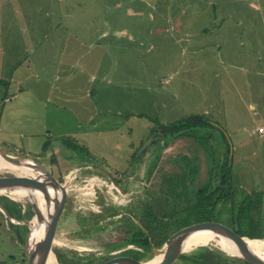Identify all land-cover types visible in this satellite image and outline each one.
I'll return each mask as SVG.
<instances>
[{
  "label": "rangeland",
  "instance_id": "obj_1",
  "mask_svg": "<svg viewBox=\"0 0 264 264\" xmlns=\"http://www.w3.org/2000/svg\"><path fill=\"white\" fill-rule=\"evenodd\" d=\"M179 1L181 8L190 12L182 20L190 19L194 28L200 23L207 27V34H196V54L194 50L176 49L157 34L153 42L146 37L149 27L160 20L152 12L166 7L170 10L172 0H149L148 5L141 0H0V148L6 154L45 166L65 190L72 184L90 187L92 179L110 184V177L124 184L118 176L143 181L142 207L150 203L158 211L159 226H163L162 220H169V232L176 231L186 220L195 223L212 215L214 221L234 231L229 226V216L236 214L237 196L254 189L264 191V56L256 51L253 41L256 37L264 49V0ZM124 9L143 10L147 14L119 16ZM195 10L202 15L192 16ZM222 19L223 31L218 36L210 28ZM69 25L72 31L63 32ZM106 25L109 31L121 26L126 34L145 39L141 44L139 39L135 40L131 49L111 51L110 62L115 61V72L109 73V64L101 65L100 72L106 76L100 84L97 77L93 81L74 82L78 68L72 66V61L63 63L66 53L79 54L77 37L93 35ZM50 42L54 43L52 48ZM184 45L191 47L193 42ZM179 51L180 56L176 55ZM215 54L221 62L188 66L187 79L178 85L182 76L179 74L186 67L182 60L189 55L206 59ZM136 57L148 59V64L136 63ZM173 59L181 61V67ZM103 60L107 61L106 57L100 58ZM66 65L68 72L60 71ZM190 115L203 116L207 123L167 132L162 137L153 132L158 131V125ZM89 116L92 122H88ZM75 120L80 122V128ZM71 138L82 147L70 143ZM144 147L146 159L149 158L147 169L145 175L137 177L136 159ZM226 156L232 169L233 204L227 198L218 202L213 212L192 210L201 186L210 178L212 185L217 183L212 176ZM92 157L93 165L103 173L88 171ZM73 169V177L66 178ZM0 176L13 173L1 170ZM3 196L6 195L0 193L2 201ZM97 196L100 202V193ZM13 200L28 205L24 200ZM135 201L140 203L138 198L128 200L126 212ZM187 205L189 214L175 218L179 209ZM112 206L111 203L103 208L107 217L94 215L102 222L96 223V230L111 224ZM1 213L0 264H27L26 253L20 247L24 235L21 226ZM32 219L33 213L29 212L22 222L29 226ZM124 220L128 221L124 225L127 228L137 224L133 218ZM139 221L148 222L147 225L152 222L146 214ZM151 234L157 238L159 233ZM122 236L131 235L123 232ZM199 246L219 251L215 244ZM194 247L181 254H194ZM81 253L84 255L78 256L80 262L90 254L96 256L95 260L111 256L109 248L101 253ZM150 255H155L153 249ZM179 256L173 264H183ZM235 262L251 264L239 258Z\"/></svg>",
  "mask_w": 264,
  "mask_h": 264
},
{
  "label": "crops",
  "instance_id": "obj_2",
  "mask_svg": "<svg viewBox=\"0 0 264 264\" xmlns=\"http://www.w3.org/2000/svg\"><path fill=\"white\" fill-rule=\"evenodd\" d=\"M141 1H143V3L145 1V3H147L148 5L149 0H141ZM154 2H156V0H154ZM168 6H171V5L168 3ZM181 6L183 5H181V2L179 0L177 1L172 0V7H170V10L168 9V7L155 9L154 12H152V15H154V17H159L160 20H156V23L149 27L150 31L149 29L146 31L147 33L149 31L148 34L146 33V37L148 38V40L153 42L154 34H157L161 41L171 43V45L176 47V49L194 50V53L196 54L197 52V45L195 44V38L197 36L196 34L198 33L207 34L206 32L207 27H205V25L203 23H200L199 21L200 24L194 28L190 25L192 24V21L190 19H188L187 21L182 20L184 15L190 12H188V10L184 11L183 8H181ZM66 11L67 10H65L64 12ZM197 11L199 10L193 11L194 13L192 16L200 17L202 15L201 12H197ZM80 12L81 11H75V13H79V14ZM124 13L125 14L126 13H138L139 17H144L147 14L146 11H143V10H138L137 12H134L132 9H124L122 10L121 14H119V16ZM65 14L66 13H64V15ZM171 14H173V16H171ZM168 15L171 16L172 18L166 20V17H168ZM113 16H116V12L113 13ZM222 21L223 19L219 20L218 23H216L215 21V23H213L211 25L212 27L210 28L218 36H220L223 31ZM169 22H170V25L168 24ZM210 22H212V20H210ZM72 25H74V21ZM72 25H69V27L67 28L64 27L65 29H63V32L72 31L71 30ZM99 28H102V29L99 32L97 31V33L93 35L77 37L79 39L77 45L81 46L77 50V51H80L79 54L73 56L72 53L69 52L68 54L66 53L65 55L66 59L63 63L72 61L73 62L72 66L78 68L74 76V82H81V81H88V80L93 81L97 77L98 84H100V81L104 79L106 76L105 73L100 72L101 65L109 64L110 66H108L107 68L109 73L111 72V74H114L115 72V68L113 67L115 66V61L110 62L111 51L119 50V49L121 50L131 49L132 44L136 43L135 40L139 39V44H141L142 41L145 39V38H142L134 34L133 35L126 34L125 29L124 30L121 29V26L119 27L114 26V28L110 31L107 25L99 27ZM253 41L255 43L256 51H258L262 56H264V49L260 46V44L256 40V37H255V40ZM188 42H193V45L191 47L190 46L187 47L186 45H184L185 43H188ZM53 45L54 43L50 42V48H52ZM151 45L147 49H149ZM217 45H219V43H217ZM183 53L184 51H182L181 55H183ZM176 55L180 56V51ZM33 57L34 55L32 54V58ZM43 57H45V55ZM101 57L102 58L106 57L108 62L106 60L100 61ZM175 59H173V61L176 63L177 60ZM135 60H137L136 63L138 64H141V63L148 64V59H142V57H136ZM215 61L221 62L218 54H215L213 58H206V59L204 58L196 59L192 57V55H189L188 58L182 60V63H184L186 67L182 68L183 72L179 74L182 76H179V79L177 80L178 85L182 84V79L183 80L187 79L186 78L188 74L187 72H189L190 70L188 66L204 65V63H214ZM162 62L163 61H161L160 63L162 64ZM177 62H178L177 64L181 67V61L178 60ZM63 63H60V65H62ZM65 70L68 72L69 66L65 69L64 67H60V71L65 72ZM118 74H119L118 77H120L121 72ZM53 76H55V74ZM63 77H66V76H61V78ZM107 110L109 111V108ZM87 120L88 122H92V116H89ZM75 123L77 127L80 128V122L78 120H75ZM259 127L263 128V126H259ZM60 137H66V136H60ZM75 143L77 142L75 141ZM145 148L146 147L142 149V151L140 152L139 158L136 159L137 160L136 168H138L139 170V175L137 177H142L144 172L147 169L146 163L149 160V158L146 159L147 156H145V152H144ZM50 153L52 154V152ZM226 157L228 158V156ZM226 157H223V160L220 162V165L224 162V159ZM93 161L94 160L92 157V161L88 162L89 164L88 171L95 169L96 171L102 172L95 165H93L94 164ZM148 170H151V169H148ZM231 172H232V169H231ZM120 177H122V180H121L122 182L125 181L124 184L123 183L118 184L115 178H112L111 180V177H110V184H108L107 181H104L101 179L99 180L92 179L93 181L92 183H91V180L89 181L91 184L90 187H87L86 185L77 186L76 184L67 186L66 195L63 200L62 207H61L58 220L56 223L55 235H54V239L52 243V251L59 250L62 254H65L70 258H75V261H78V256L84 255L83 253H81L84 250H93V251L97 250L99 253H101V251L107 250V248H109V252L111 254V256L109 257L107 256L103 258L102 260H95V258L93 257H96V256H93L90 254L87 257V259L84 260L85 262L91 259L94 264H101L105 260L118 257V256L129 257V258L135 259V255L139 256V254H144L143 257L140 256L141 257L140 260H147L149 259V257L151 258L149 251L146 252L140 246L129 243L130 242L129 240H131V238L134 237L135 233L139 234L142 231H145V227L148 223L147 222L145 224L143 223L141 224V221H139L140 218L143 216V214H146L145 212L146 205L142 207L143 202L142 201L140 202V200L143 199L142 191H144V188L141 185L143 181L135 180V178L131 180L130 178L128 179L127 176L125 177L118 176L117 179H119ZM66 178H70V177L66 175ZM117 184L119 188H117L118 187L116 186ZM130 185H133V187H130ZM137 186H139V188H137ZM248 192L249 193L247 194L260 193V189H257V190L254 189ZM262 192L264 193V191ZM99 193L101 196L100 202L97 200V197H98L97 194ZM235 194L238 195V193H235ZM243 196H244V193L242 192L241 197L237 196V199L242 198ZM132 198L133 199L138 198L140 203L135 201L133 204H130L128 206V212H126L127 207L125 205L128 202V200L131 201ZM233 198H234V194H233ZM262 198L264 199L263 196ZM111 203L114 205L112 206L114 208V214H109L110 218L112 219L111 224H108L107 227L98 228L100 230H96L97 228L96 223L100 222V220H98L97 217L102 218L103 216H106L104 213L105 210L103 208L107 205H110ZM0 204H2L3 206L5 205L4 208L6 207L8 209L7 210L5 208L9 214L8 219L14 222L13 223L14 225L21 226V230L23 231L24 235H23V242L20 247L22 250H24L23 246L25 245V242H26L29 226L25 222H22V221H25L28 213L32 212L31 208L28 205L25 206V204H22L21 202H18V205L14 206V204H12L6 199L4 201L0 200ZM117 204L119 205L117 206ZM121 207H123L124 209H120ZM125 213H128L129 216H125ZM136 214L138 215V218L136 217ZM1 215L2 216L4 215L5 216V217L3 216L4 218L7 217L3 212L1 213ZM94 215H97V217ZM99 215H102V216H99ZM128 218H133L134 221L137 222V224L135 225L132 224L133 226L129 228L124 227V225H126V223L128 222V221L124 222L125 221L124 219H128ZM91 223H92V227H91ZM93 224H95V226ZM123 232L125 233L128 232V234L131 236H127L125 238L124 236H122ZM96 239L99 240V242H97ZM251 239H264V238H251ZM101 244H103V246H101ZM153 248L155 247L153 246L152 249ZM196 249L197 247L194 249L193 252H195ZM131 250H135L139 254L133 253V251L131 252ZM125 251H129L130 255L124 254ZM53 253L55 256V262L57 261L59 264H61L58 261L55 252ZM219 253H222V252H219ZM224 255H227V254H224ZM236 260L237 258L228 260L226 258L220 257L218 264H235ZM182 263L191 264L189 262H186V263L182 262Z\"/></svg>",
  "mask_w": 264,
  "mask_h": 264
},
{
  "label": "water",
  "instance_id": "obj_3",
  "mask_svg": "<svg viewBox=\"0 0 264 264\" xmlns=\"http://www.w3.org/2000/svg\"><path fill=\"white\" fill-rule=\"evenodd\" d=\"M0 155L8 159L24 160L13 155L6 154L0 148ZM37 171H40L46 178L48 186L44 187L35 177H21L16 176H0V191H16L21 193L24 197L23 200L31 208L33 217L36 221L33 226L29 225L28 234L25 245L23 246L27 256V264H44L46 258L53 254L52 243L55 235L56 223L62 207L63 200L66 195L64 185L60 183L45 166L38 163ZM112 179V178H111ZM118 186V184L116 185ZM119 187V186H118ZM47 199V196L53 195V204L50 208L47 207V212H43L35 193ZM6 195V194H5ZM10 197L9 195H6ZM20 201V200H19ZM0 210L9 218L7 210L0 204ZM43 225V234L38 238L39 231ZM209 231L213 234L215 239L225 240L236 248L238 254L232 255L237 258L247 261L251 264H264V259L255 254L247 248L243 242L245 236H240L229 227L216 221L197 222L187 226H183L173 233L163 242L160 248H153V253L160 256V260L155 264H172L181 253L183 241L189 234ZM150 259L145 261L135 260L129 257H114L105 260L101 264H147Z\"/></svg>",
  "mask_w": 264,
  "mask_h": 264
},
{
  "label": "trees",
  "instance_id": "obj_4",
  "mask_svg": "<svg viewBox=\"0 0 264 264\" xmlns=\"http://www.w3.org/2000/svg\"><path fill=\"white\" fill-rule=\"evenodd\" d=\"M207 121L203 116L200 115H190L188 117L176 120L172 123L168 124H161L158 125V131L154 130V133H159L162 135L166 134L167 132L181 130L185 127H192L196 125H203L206 124ZM69 139V138H68ZM162 141V138H161ZM70 143L75 144V142L71 139ZM77 144V143H76ZM75 144V145H76ZM79 145V144H78ZM159 144H157L158 146ZM81 146V145H80ZM156 146V148H157ZM82 147V146H81ZM155 148V149H156ZM228 151V145H227ZM228 158H225L224 162L219 165L216 175L212 176L217 179V183L212 185L211 178L209 181L198 190V198L196 202L195 209L198 211H205V212H212L217 206L218 202L226 200H232L233 204V195L232 190L230 189L231 184V168L230 164L227 162ZM264 197L263 192L260 193H251L246 194L242 198L237 200V211L236 214L230 215V227L234 229V231L240 235L251 238H264ZM187 198V194H186ZM3 199L8 200L14 206L18 205V202L14 201L13 199L8 198L7 196H3ZM186 200H189L188 198ZM2 201V200H1ZM207 202V204H205ZM5 206V205H4ZM236 207V206H234ZM6 208V207H5ZM7 209V208H6ZM8 210V209H7ZM179 214L175 215V218H180L181 216L188 215L191 211L189 206H184L179 209ZM146 215L152 220L151 225H147L145 227V231L141 233H135L134 237L129 240L131 244H136L143 248L144 251L150 252L152 247H159L169 236L172 231L169 232V228H171V222L169 220H162L163 226H159L158 222L160 221L158 211H154L149 204L146 205L145 208ZM215 217L212 215L211 217H204L201 221H214ZM174 219V218H173ZM193 221L186 220L184 224L179 226L176 229H179L183 226H187L193 224ZM197 223V222H195ZM174 224V223H172ZM163 227V228H162ZM174 229V230H176ZM157 234V238H153L152 234ZM255 241H263L264 239H253ZM133 253H138L135 250H131ZM58 261L61 264H94L91 259L85 262L75 261L73 258L68 257L65 254H62L59 250H54ZM139 254V253H138ZM144 254L135 255V259L140 260ZM141 256V257H140ZM179 259H182L183 262H189L191 264H218L219 258H226L228 260H232V256L224 255L219 253L217 250L210 249L207 246H199L195 250L194 254H181ZM150 259V257H149Z\"/></svg>",
  "mask_w": 264,
  "mask_h": 264
},
{
  "label": "bare ground",
  "instance_id": "obj_5",
  "mask_svg": "<svg viewBox=\"0 0 264 264\" xmlns=\"http://www.w3.org/2000/svg\"><path fill=\"white\" fill-rule=\"evenodd\" d=\"M35 167H37V164L30 159L13 160L0 155V171L2 170V171L12 172L16 176H21V177H28V176H31L32 178L35 177L44 187H47L48 183L46 178L43 176V174L40 171H37ZM34 171H36L37 174H35ZM0 193L9 195L11 198L17 200H23L24 197L21 193L16 191H0ZM35 196L37 198V201L39 202L41 209L43 210V212L46 213L48 209L47 207L49 206L51 208L53 204L52 193L51 195L47 196V199L41 196L38 192L35 193ZM35 221L36 219L35 217H33L30 225L33 226L35 224ZM42 234H43V225L41 226V229L39 231L38 238H41ZM243 242L249 250H251L252 252H254L255 254L259 255L261 258L264 259V240L255 241L253 239L244 237ZM210 244L211 245L215 244L217 249H219V252H222L224 254L231 256L233 254L234 255L238 254L236 248H234L229 242L225 240L215 239L213 237V234L209 231H199L189 234L186 237V239L183 241L182 250L184 252H187L190 251L191 247L193 246L195 247L199 245L209 246ZM159 260H160V256L154 255L153 257L150 258L147 264H155ZM51 263L53 264L55 263V258L53 254H50L44 262V264H51Z\"/></svg>",
  "mask_w": 264,
  "mask_h": 264
},
{
  "label": "built area",
  "instance_id": "obj_6",
  "mask_svg": "<svg viewBox=\"0 0 264 264\" xmlns=\"http://www.w3.org/2000/svg\"><path fill=\"white\" fill-rule=\"evenodd\" d=\"M75 173H76L75 169L70 170L69 173H68V177L72 178Z\"/></svg>",
  "mask_w": 264,
  "mask_h": 264
}]
</instances>
